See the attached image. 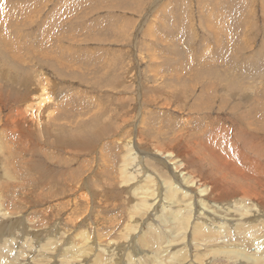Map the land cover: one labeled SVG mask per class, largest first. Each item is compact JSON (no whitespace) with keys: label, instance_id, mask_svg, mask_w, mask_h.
I'll list each match as a JSON object with an SVG mask.
<instances>
[{"label":"rangeland","instance_id":"rangeland-1","mask_svg":"<svg viewBox=\"0 0 264 264\" xmlns=\"http://www.w3.org/2000/svg\"><path fill=\"white\" fill-rule=\"evenodd\" d=\"M0 37L50 55L0 49V264L264 263V0H0ZM27 71L48 141L17 116ZM145 178L161 190L134 200Z\"/></svg>","mask_w":264,"mask_h":264},{"label":"bare ground","instance_id":"bare-ground-1","mask_svg":"<svg viewBox=\"0 0 264 264\" xmlns=\"http://www.w3.org/2000/svg\"><path fill=\"white\" fill-rule=\"evenodd\" d=\"M15 6L17 7V5L15 4ZM263 9V8H262ZM221 10V9H220ZM210 21V20H209ZM212 24V23H211ZM210 26V25H209ZM43 28V26H41V28L40 29H42ZM11 44V46H13V47H15V48H17L18 47V43L16 42V41H13V42H11L10 43ZM31 47V46H30ZM0 49H2L1 51H3L4 53H7V54H9V56H11L14 60H17V61H15V62H18V63H20V61H21V64H22V66H25V65H28V64H26V62H24V60L23 59H25V57L24 56H22V55H20V52H21V50H12L11 52H10V50H9V42L8 41H6L4 38H2V37H0ZM42 51V50H41ZM41 51H39V50H29V51H27V54H28V57H26V59L28 58V59H30L31 57H34V56H36L37 54H40V55H43V53H44V55H46V56H48L49 58H50V55L49 54H47V52L46 51H44L43 53L41 52ZM10 52V53H9ZM5 55V54H4ZM73 56V55H72ZM24 57V58H23ZM38 58H40L39 56H37ZM54 57V56H53ZM58 56H56L53 60H55L56 61V63H57V65L56 64H54V68H57V66H59L60 64H61V60H59L58 58H57ZM61 57H62V55H61ZM12 58H11V60H12ZM25 59V60H26ZM41 59V58H40ZM44 59V58H43ZM57 59H58V61H57ZM51 60V59H50ZM49 61V60H48ZM203 63V62H202ZM200 66V65H199ZM60 67V66H59ZM198 67V66H197ZM196 67V68H197ZM203 67H201V68H197V70L198 69H200V72L202 73V71H201V69H202ZM60 69V68H59ZM185 69V68H184ZM184 69H180L178 72H177V77H178V79L179 80H181V82H182V78L183 77H186V78H190L191 80H195V81H197V82H199L200 84L203 82V80H205L204 79V77L203 76H200L199 78H196V74L198 73L195 69H193V68H191V67H189V70L187 71L186 70V73H184L182 76H181V71L182 70H184ZM186 69H187V67H186ZM196 71V73L194 72V71ZM211 72V71H210ZM200 73V74H201ZM199 74V73H198ZM68 75V74H67ZM175 75H173V76H175ZM204 75V74H203ZM212 75V74H211ZM69 76V75H68ZM172 76V75H171ZM193 76H195V77H193ZM205 76V75H204ZM73 77V76H72ZM202 77H203V79H202ZM32 78H34V77H32ZM32 78H31V74L27 71L26 72V85L25 86H30V85H32L33 84V86H34V91H33V89L31 88L30 90H28L30 93H31V96L29 97V100L28 101H25V102H23L22 104L24 105L23 106V109L21 110V112L17 115V116H19V118L21 119V121L23 122V123H25V124H27V123H29L30 125L32 124L33 125V127H35V126H40V127H42V126H45V128H40V129H37V131H39V133H42V132H44L45 134H46V137L45 138H42L43 140H45V141H48V136H49V134H48V132H49V130H50V128L52 127V126H54L55 124H57V125H61V126H63V123H61V122H59V116L56 114V116H55V118H54V116L53 117H51V112L52 111H50V106H49V94L47 93L48 91H46V93L44 92L45 90H44V88L43 87H41L40 85H41V83L39 82V81H36V80H32ZM232 78V77H231ZM175 80H176V78H174ZM29 80V81H28ZM82 81V80H81ZM184 82V81H183ZM11 84H13V83H11ZM49 84V83H48ZM47 85V84H46ZM204 85V84H203ZM13 86V85H12ZM45 86V85H44ZM200 87V86H199ZM207 87H208V85L205 83V85H204V88L201 90V92H199L198 93V95H196V96H198V101H201L202 99H203V97H204V95H205V93H206V90H207ZM189 89H190V87H189ZM188 89V90H189ZM48 90V89H47ZM191 91L192 90H194V89H190ZM209 91H210V87H209V89H208ZM27 91V93H29ZM195 96V97H196ZM197 98V97H196ZM23 99H25V98H23ZM23 99H22V101H23ZM51 100V99H50ZM196 102V101H195ZM202 103H201V106H198L197 108H196V110H197V113H199V110H203L204 108H206V106H204V105H206V103L204 104V100L203 101H201ZM200 103V102H199ZM213 103V102H212ZM59 105V104H58ZM196 105V104H195ZM194 105V106H195ZM197 106V105H196ZM195 106V107H196ZM191 107V106H190ZM211 107H212V104L211 105H209L207 108H209V109H211ZM194 108V107H193ZM208 109V110H209ZM50 111V112H49ZM57 111V110H56ZM27 112V116H26V118H25V113ZM47 112H49L48 114H47ZM196 113V112H195ZM194 115V114H193ZM193 115L192 116H190V119L189 120H191V119H193V118H197V119H199V117H197V116H195V117H193ZM64 118V117H63ZM77 120H74L72 123H74V122H76ZM78 121H79V119H78ZM82 121V120H81ZM86 121H83V123H85ZM186 122H188L187 120H186ZM208 122V121H207ZM71 124V123H70ZM74 124H78V122H76V123H74ZM211 124V123H210ZM29 125V126H30ZM66 125V124H65ZM205 125H206V123H205ZM48 126H51L50 128H47ZM73 126V125H72ZM192 126H194V125H192ZM207 126V125H206ZM226 126V125H225ZM59 127V126H58ZM190 127V126H189ZM196 127V126H195ZM195 127H193V128H195ZM221 128H223L222 126H220ZM247 127V126H246ZM191 128V127H190ZM192 128V129H193ZM220 128V129H221ZM34 129H36V128H33V131H34ZM239 129H240V127H239ZM218 130V129H217ZM36 131V130H35ZM193 131V130H192ZM222 131H223V129H222ZM222 131H221V133H222ZM185 134H187L186 132H184ZM47 134H48V136H47ZM234 134V133H233ZM239 134V133H238ZM37 136H38V134H36ZM242 135V134H241ZM249 135V134H248ZM247 135V136H248ZM228 136V135H227ZM226 136V137H227ZM44 137V136H43ZM54 137V136H53ZM246 137V136H245ZM38 139V138H37ZM54 139V138H53ZM55 139H56V141H58V145L59 146H61V147H59V148H62L63 147V143H62V140L59 138V136H56L55 137ZM87 139V138H86ZM220 139V138H219ZM247 140H249V139H247ZM254 140V139H253ZM218 141V143L221 141V144H222V140H217ZM240 141V140H239ZM73 143V142H72ZM141 143V142H140ZM218 143H217V145H218ZM129 144H131V143H128V144H125V145H129ZM137 144V143H136ZM246 144V143H245ZM104 145V144H103ZM138 145H140V144H137L136 146L138 147ZM223 145V144H222ZM36 146V145H35ZM70 146V145H69ZM38 147H39V145H38ZM57 147V146H56ZM68 146H66L65 147V149L67 148ZM224 147V146H223ZM81 148H82V146H81ZM74 149V148H73ZM72 149V150H73ZM139 149V148H138ZM264 149V148H263ZM37 150V149H36ZM59 150V149H58ZM71 150V149H70ZM84 151V149L82 148V149H80L79 147H77V149H75V151ZM102 150H103V146H101L100 147V152H101V157H104L105 159L107 158V159H109L108 158V156L107 155H103V152H102ZM97 150H95V152H96ZM131 151L133 152V148L129 145L128 146V148L126 149V151L122 154V159L120 160V163H121V166L120 167H118V169H116L115 170V172L113 173V170L111 169V171H109V166H107V168H105V169H107V171H108V173L109 172H111V173H113V174H115V175H117V176H119V174H121V177H124V178H126V180L125 181H131V179H133V178H135L136 176H135V174L134 175H132L131 173H129L128 172V169L130 168V160L131 159H134L133 161H135V159L136 160H138L137 159V154H135L134 153V155L135 156H133V155H131L130 153H131ZM47 152V150H42L41 149V151L38 153V154H36V155H38V157H39V159L40 158H43L44 160H46L47 161V159H48V162H49V153H46ZM128 152V154L126 155V153ZM225 152V151H224ZM42 153H44V155L45 156H42L41 154ZM250 154V153H249ZM76 155V154H75ZM79 155V154H78ZM170 155V153H168V156ZM177 156H180L179 154H175V157H177ZM174 157V158H175ZM54 158V157H53ZM101 159H103V158H101ZM100 159V157H99V160H101ZM33 160V159H32ZM34 160H36V159H34ZM38 161V160H37ZM64 161H65V159H64ZM109 161V160H108ZM112 161V160H111ZM114 161V160H113ZM32 162H34V161H32ZM102 162H104V161H102L101 160V163ZM110 162V161H109ZM117 162V161H116ZM140 162V161H139ZM181 162H183V161H181ZM71 164V162H68V164ZM82 163H88V160L86 159V160H83L82 161ZM104 163H108V162H104ZM37 164H39V163H37ZM45 164L47 165V163L45 162ZM184 164V163H183ZM36 165V164H35ZM34 165V166H35ZM65 165V164H64ZM103 165H105L106 166V164H103ZM110 165V164H109ZM80 166V165H79ZM87 165H81L80 166V169H82L83 171H84V169H85V167H86ZM37 167V168H36ZM36 167H34V168H36V170L38 169V170H41V173H42V175L43 174H45V172H46V170L44 169V168H41L40 166L38 167V166H36ZM33 168V169H34ZM111 168V167H110ZM88 169H90L89 167H87L86 168V171L88 170ZM92 169V168H91ZM177 169V168H176ZM79 170V169H78ZM142 171V167H140V169H139V173ZM38 172V171H37ZM85 172V171H84ZM191 172V171H190ZM40 172H39V174H41ZM103 173V172H102ZM37 174V173H36ZM106 174H107V172H106ZM45 176H46V174H45ZM148 176H150L153 180H155L154 178H155V176H154V174H151V173H149L146 177H148ZM77 177V176H76ZM82 177V176H81ZM80 177V178H81ZM36 178V177H35ZM112 178V177H111ZM105 179V178H104ZM190 179H193L192 177H190ZM78 180V179H77ZM76 180V181H77ZM135 180H136V178H135ZM145 181H147V182H145V184L144 185H141V186H139L137 189H135V192H134V194H136V196H135V198H134V200H136L137 198H139V195L141 194H148L149 192H151L149 195H147L148 197H150V196H154V194H155V192L156 191H160L161 190V186L162 185H160V184H158L157 185V182L156 181H153L154 183H155V186L156 187H153V190H150L149 188H150V186L148 185V183L151 181V179L150 178H145ZM111 182V181H110ZM132 182H134V180L132 181ZM137 182V181H136ZM112 183V182H111ZM222 184H224V183H222ZM154 185V184H153ZM205 185V184H204ZM214 186H216V185H214ZM211 187V186H210ZM220 187V186H219ZM177 188V187H176ZM216 188V187H215ZM223 188V187H222ZM221 188V189H222ZM81 189V185H80V188H79V190ZM123 189V188H122ZM203 189V188H202ZM214 190V188L212 187L209 191H210V193L212 192ZM117 191V190H116ZM79 192V191H78ZM163 193H165L164 194V196H165V198L164 199H166V198H168V199H170V200H168V202H170V201H174V199L172 198V196H171V194L168 192V191H164ZM207 193L208 192H206V194H203L204 195V197H205V195H207ZM209 193V194H210ZM209 194L207 195V197L209 196ZM79 196L78 197H82L83 198V200L85 201L86 199H87V197H86V193H79L78 194ZM105 195V194H104ZM158 195V194H157ZM156 195V196H157ZM146 196V197H147ZM156 196L154 197V199L156 198ZM192 195H190V197H191ZM80 197V198H81ZM132 198V197H131ZM160 198V197H159ZM229 198V197H228ZM172 199V200H171ZM241 199V198H240ZM138 200V199H137ZM147 200H148V198L146 199V202H147ZM76 202H77V200H75ZM176 201V200H175ZM174 201V202H175ZM74 202V201H73ZM75 202V203H76ZM137 203V202H136ZM260 203V202H259ZM258 203V204H259ZM143 204V203H142ZM176 204V203H175ZM152 206V203L150 204V202H149V207H151ZM261 206V205H260ZM149 207H147V208H149ZM180 210V209H179ZM174 212V211H173ZM176 213V212H175ZM174 213V214H175ZM177 214V213H176ZM174 218H175V216H174ZM174 220V219H173ZM69 221H72L71 222V224H74L75 222L73 221V220H69ZM130 227L131 226H129V229H130ZM198 227V226H197ZM199 228V227H198ZM248 232V231H247ZM252 232V231H251ZM204 235V234H203ZM155 236V235H154ZM198 236L200 237L201 236V238H203L202 237V235H201V232H198ZM210 236V235H209ZM150 238H152L151 236H149L148 234H147V237L144 239L146 242H149L150 244L153 242H151V239ZM203 240H205V239H203ZM206 240H208V238H206ZM154 242H156L155 240H154ZM153 242V243H154ZM151 245H153V244H151ZM237 252V251H236ZM261 260V259H260ZM256 261H259L258 259H254L253 260V262H254V264H256ZM263 261H260V263H258V264H264V263H262ZM157 263V262H156ZM159 263V262H158Z\"/></svg>","mask_w":264,"mask_h":264},{"label":"crops","instance_id":"crops-1","mask_svg":"<svg viewBox=\"0 0 264 264\" xmlns=\"http://www.w3.org/2000/svg\"><path fill=\"white\" fill-rule=\"evenodd\" d=\"M139 5H141V4H139Z\"/></svg>","mask_w":264,"mask_h":264}]
</instances>
